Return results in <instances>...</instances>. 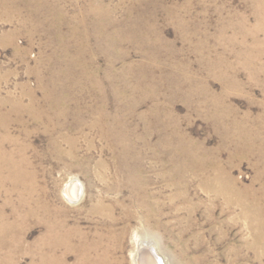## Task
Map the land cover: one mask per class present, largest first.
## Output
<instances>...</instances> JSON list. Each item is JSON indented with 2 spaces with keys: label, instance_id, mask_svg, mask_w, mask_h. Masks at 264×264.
<instances>
[{
  "label": "rangeland",
  "instance_id": "374dc122",
  "mask_svg": "<svg viewBox=\"0 0 264 264\" xmlns=\"http://www.w3.org/2000/svg\"><path fill=\"white\" fill-rule=\"evenodd\" d=\"M10 1L0 98L42 121L0 126L26 149L37 210L0 185V264H83L98 240L134 264L139 237L165 264H264L248 247L264 220V0ZM217 176L231 204L206 187Z\"/></svg>",
  "mask_w": 264,
  "mask_h": 264
},
{
  "label": "bare ground",
  "instance_id": "6f19581e",
  "mask_svg": "<svg viewBox=\"0 0 264 264\" xmlns=\"http://www.w3.org/2000/svg\"><path fill=\"white\" fill-rule=\"evenodd\" d=\"M12 4H15V6H12ZM19 10L20 9L18 8V6H16V1L11 2L10 0H0V21L13 23L15 21V16L17 17L18 15H20ZM14 38H15V33H13V34L10 33V35H6L4 37V40L6 39V40L13 42ZM5 106H6L5 100L0 98V126L3 127V129L6 131L9 129L10 122L14 119L13 117L15 116V114H17L18 118H20V119H22L21 117L25 114V115H29V117H31L35 121H42L41 120L42 115L40 112H35L34 105L25 106V105H23V102L21 100L16 99L13 101V105H11L12 107L8 111L5 110L6 109ZM58 149H60V148H58ZM29 164H30V161L27 159L25 148L21 151L20 154L17 155L16 153L7 150L5 148V144L3 142L0 143V185L2 187H5L8 184H10L12 186V190L17 191L19 193V196L21 197V200L24 203L23 205L29 206L30 212L35 214V213H37V210L32 207L31 198L27 197L24 194L25 191H27L29 193L30 192L33 193L36 189V187H35L36 185L34 183L35 172H33V170H32L33 168L31 169ZM75 182H77V181H73L74 184L71 186L69 185L70 187L68 188V194L71 197H77V196H79V194L81 192L80 186ZM228 184L229 183L226 182L225 179L217 176V177L212 178L210 182H207L206 187L208 188V190L215 192V194L222 195L223 197H225L226 202L231 204L232 199L230 197L231 193L229 191ZM99 208L104 210L105 209L104 203H102ZM92 211H93V209H92ZM98 214H99V212H98ZM4 215H5L4 213L1 214V212H0L1 218ZM252 221L253 222H251L250 227L254 232V235H253L254 239L252 242L248 243V247L255 251L257 261H261L264 258V220H252ZM54 226L49 225L50 229L47 230V234H44L42 239L48 240V238H49L51 243H52V241H54L53 239L55 237L52 238V236L55 233V230H54L55 227ZM83 236H85V235H83ZM114 236H116V235H114ZM111 237H112V235H111ZM59 239H61V238H59ZM112 241H113V239H112ZM63 243H64V241H63ZM101 243L102 242H99V240H98L97 243H93L92 245H89V246L82 245L81 246V248H84L87 251V253L84 254V256L82 257V263L83 264H116L113 260H111L112 258L110 259V257L108 256L109 252L111 251V248L109 247V248H105L103 250ZM151 243H153V242L150 239H144L141 237L138 238V240L136 242V246L131 251V259H132L134 264H165L164 263V257H162V255L159 253L158 249L155 248ZM116 245H118V244H116ZM117 248H118V246H117ZM115 253H116V250H115ZM48 254H49V251H48ZM62 260H64V259H62ZM44 261L45 262H43V257H42V263L49 262V261H46V257H44Z\"/></svg>",
  "mask_w": 264,
  "mask_h": 264
}]
</instances>
